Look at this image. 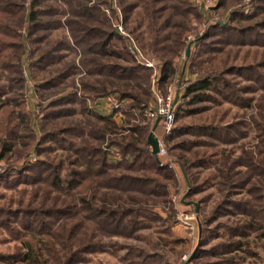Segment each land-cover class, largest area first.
<instances>
[{
	"label": "rangeland",
	"instance_id": "obj_1",
	"mask_svg": "<svg viewBox=\"0 0 264 264\" xmlns=\"http://www.w3.org/2000/svg\"><path fill=\"white\" fill-rule=\"evenodd\" d=\"M15 1L22 17L7 24L20 50L0 58V264H31L30 252L63 263L62 246L76 243L94 250L74 264H264V46L238 36L252 41L264 20L258 0H217L211 13L188 0L195 9L167 73L131 33L146 28L135 23V0ZM114 31L121 40L94 50ZM128 70L146 80L139 108L101 83ZM210 71L215 89L186 97ZM154 83L179 90L173 132L155 131L166 148L161 174L131 166L134 150L150 148L132 139L147 142L154 125L146 117ZM99 116L120 130L109 134ZM82 147L102 149L114 169L85 178ZM57 175L61 190L52 186ZM79 199L86 212H71Z\"/></svg>",
	"mask_w": 264,
	"mask_h": 264
},
{
	"label": "trees",
	"instance_id": "obj_2",
	"mask_svg": "<svg viewBox=\"0 0 264 264\" xmlns=\"http://www.w3.org/2000/svg\"><path fill=\"white\" fill-rule=\"evenodd\" d=\"M136 3H134L135 7H141V13L137 14V18L135 20V23L137 27L144 23L146 25L145 30L137 31V29H134L131 31V33L134 36V39L138 43L139 47L142 50H147L154 52L156 54H159L161 58L164 59L163 63V70L164 73L169 72L170 66H171V61L172 58L177 54L178 50L180 49L181 46V37L186 29V20L188 18V15L191 11V7L193 9L194 6L193 4L188 0H135ZM173 1L178 2L179 5H175L172 3ZM259 4L262 6L260 9L264 11V0H258ZM191 5V6H190ZM22 7L17 4L15 0H0V58L7 52V50H13V51H19L20 50V45H19V36L18 34L12 29V27L7 24V21L11 20L13 21H20L22 17ZM127 11V10H126ZM36 13H31L29 18V22H33L34 16ZM255 33L253 34V39H244L245 34L243 33H238V36L241 38V43H249L252 45H259V46H264V20L261 21L256 27ZM215 30L218 31H224L225 28H223L220 25H216L214 28ZM263 30V31H261ZM145 32V33H144ZM115 34H103L102 36H98L97 40H100L99 42H96L97 44L95 45L96 48L100 51H107L108 46L110 42L112 41L113 38L117 40H121V35L117 32L114 31ZM146 35V36H145ZM86 36H90L86 34ZM200 39H198L199 42ZM246 40V41H245ZM198 42L196 43L198 46ZM233 44V43H232ZM238 44V43H237ZM94 47V46H93ZM93 47L90 48L91 51L93 50ZM197 50V47H196ZM90 51V52H91ZM108 52V51H107ZM130 53V54H129ZM129 53H126L127 55H131L133 58V54L129 50ZM113 52H109L108 56H113ZM3 61V60H2ZM264 62V60H262ZM207 62V61H206ZM221 66L225 65L224 60H219ZM223 64V65H222ZM264 66V65H263ZM114 68L108 67L106 69V77H109L110 75L114 76ZM133 71V70H132ZM128 70V75H121L118 78V81H108L105 80L101 83H105L106 89L107 87L113 88L116 91L122 93V98L124 96L130 97L135 105L138 108L141 106V104L147 100L148 98V92L146 89L143 88V84L141 83L146 80H141L139 83L135 82L139 78V75L136 74H129L130 72ZM211 72V71H210ZM214 73H206V75L202 76L200 79H198L193 85L190 87L186 88L184 91V94L186 97H188L190 94L194 92H199L203 90H210L215 89L214 82H217L216 79H213ZM145 79V78H144ZM226 86V85H225ZM105 89V87H103ZM105 89V90H106ZM132 106V108H133ZM175 111V121L176 117L178 115V111ZM98 120L103 122V127L105 130L110 132H114L117 130H120L119 128H116L113 121L105 118V117H98ZM136 132L140 134V131L138 129H135ZM173 132V131H172ZM131 138V137H130ZM133 145H142V146H147L149 147L148 143L145 141L144 137H133ZM125 148H130V147H125ZM135 154L134 155V161L131 164L133 168H135L137 171H142V170H149L153 171L156 174H161L163 171L162 166L158 165L155 158L151 155L150 148L147 150L144 154L145 159L142 161H139L144 157L143 155H138V150H134ZM78 154H84L83 159L85 160V163L87 165V172L89 176L87 177H93L95 178L97 174H103L102 170L103 168H106L108 170H113L114 167L112 165H108L105 162V152L102 149H98L97 151H94L92 149H87L86 147H82L79 151ZM164 166V165H163ZM94 167H101V171H92V168ZM166 168V167H164ZM165 170V169H164ZM105 172V171H104ZM96 180V179H94ZM93 179L88 181L86 183V188H91L93 186V183H96ZM53 187L61 190L58 185L60 184V180L58 175L54 177L53 179ZM77 200V199H75ZM78 201V200H77ZM79 202L82 204L79 207H76V205H72L71 207V212L74 211L77 213L78 212H86L87 204L84 202L82 199H79ZM86 204V205H85ZM69 214V213H68ZM80 222V221H79ZM75 234V233H74ZM54 234L51 235L52 239L54 238ZM48 244V243H47ZM74 245V244H73ZM72 246V245H71ZM71 246H62L64 249H62L63 254L66 253V261L61 262L59 259L51 255L50 252L47 256L44 258L43 255L41 258L43 261L41 263L38 262L40 260L39 258L35 259L33 252H30V254L26 257V260L30 261L31 264H47L48 262H56V264H74L78 263L80 260H82V257L89 251V250H94L93 245H83L82 243H76V248L75 246H72L73 248H70ZM71 249L72 252H71ZM37 256V255H36ZM47 259V260H46ZM49 260V261H48Z\"/></svg>",
	"mask_w": 264,
	"mask_h": 264
},
{
	"label": "built area",
	"instance_id": "obj_3",
	"mask_svg": "<svg viewBox=\"0 0 264 264\" xmlns=\"http://www.w3.org/2000/svg\"><path fill=\"white\" fill-rule=\"evenodd\" d=\"M216 1L217 0H193V3H195L199 11L201 10L200 12L211 13L213 11L209 10L215 5ZM119 31L122 33L120 27ZM189 44L190 42L187 43V52H189ZM185 54L186 52L183 53V56H185ZM145 66L150 69L154 68V64L150 61H146ZM178 92L179 90H175L172 86H167L163 90H160L158 88V83H154L152 88L153 106L149 107L147 110L146 117L151 123H155V121L159 119L158 126L162 128L166 137L172 133L174 128L177 98L179 99ZM158 147V159L162 161V159L166 157V148L163 140L158 139Z\"/></svg>",
	"mask_w": 264,
	"mask_h": 264
},
{
	"label": "water",
	"instance_id": "obj_4",
	"mask_svg": "<svg viewBox=\"0 0 264 264\" xmlns=\"http://www.w3.org/2000/svg\"><path fill=\"white\" fill-rule=\"evenodd\" d=\"M159 121H160L159 119H157L155 121V123H154L153 127L151 128V131L147 137V143L150 146L151 155L156 159L158 164L160 163V161L158 159L159 147H158V137L156 136L155 131L158 127ZM191 258L189 259V261L191 260ZM188 262L186 264H188Z\"/></svg>",
	"mask_w": 264,
	"mask_h": 264
}]
</instances>
